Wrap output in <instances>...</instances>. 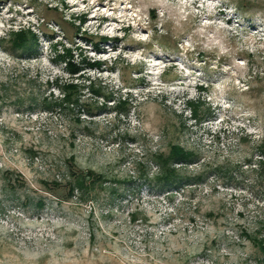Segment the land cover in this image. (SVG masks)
Masks as SVG:
<instances>
[{
	"label": "rangeland",
	"instance_id": "obj_1",
	"mask_svg": "<svg viewBox=\"0 0 264 264\" xmlns=\"http://www.w3.org/2000/svg\"><path fill=\"white\" fill-rule=\"evenodd\" d=\"M262 144L264 0H0V264H264Z\"/></svg>",
	"mask_w": 264,
	"mask_h": 264
},
{
	"label": "trees",
	"instance_id": "obj_2",
	"mask_svg": "<svg viewBox=\"0 0 264 264\" xmlns=\"http://www.w3.org/2000/svg\"><path fill=\"white\" fill-rule=\"evenodd\" d=\"M78 29V28H77ZM22 30H18L17 32H14L13 36V48L12 51H26L31 49L36 41L37 37L34 33L30 32V34H24L22 33ZM15 40V41H14ZM101 42L106 41V38L101 37ZM94 46L97 47V44L95 43ZM65 52L63 54L57 53L56 57L59 59H63L65 61V68L67 72L69 73L70 77H74L78 75V77H82L81 70L82 66L80 64L73 63L70 59H68L66 56L69 54V58H71L70 55V50L68 48H64ZM67 58V60H65ZM89 66H98V62H93V63H87ZM72 80V78H70ZM79 85L77 83H73L71 81H66L62 85V90L65 93L64 99L66 103H71L77 105L79 101ZM99 93V92H95ZM108 98L107 96H105ZM126 99H120L119 98V103H126ZM61 103V102H60ZM47 107H50L49 104H46ZM192 108V115L194 117L197 116V107H191ZM262 152L264 145L262 144L261 146ZM193 152L184 149L182 146L179 144H173L170 146L169 151L167 154L164 153H156L152 159L155 161V163L158 164L159 168V173L156 174L153 177V180H155L157 183H160V185H178V184H190L192 183V179H190V176H182L178 173V168L174 167L176 165L180 164H187L190 163L193 160ZM72 175V182L69 183V193L72 194L75 189H79L82 191V189L85 186H88L91 184L92 186L95 183H102L105 181L104 175L100 173H96L93 170H87L85 172L82 171H77V170H72L71 171ZM252 240L256 241V238L252 237ZM258 244L261 252L264 253V241L262 239H259L256 241Z\"/></svg>",
	"mask_w": 264,
	"mask_h": 264
},
{
	"label": "bare ground",
	"instance_id": "obj_3",
	"mask_svg": "<svg viewBox=\"0 0 264 264\" xmlns=\"http://www.w3.org/2000/svg\"><path fill=\"white\" fill-rule=\"evenodd\" d=\"M9 10H10V9L8 8V9H7V11H9ZM26 15H28V13H26V14H25V16H26ZM13 19H14V18H12V17H11L10 19H8V20H7V21H8V23L12 22V21H13ZM99 24H100V23H99ZM109 25H110V24H109Z\"/></svg>",
	"mask_w": 264,
	"mask_h": 264
}]
</instances>
